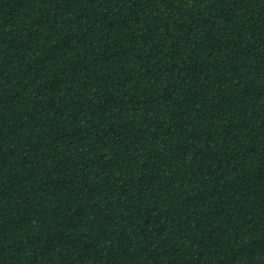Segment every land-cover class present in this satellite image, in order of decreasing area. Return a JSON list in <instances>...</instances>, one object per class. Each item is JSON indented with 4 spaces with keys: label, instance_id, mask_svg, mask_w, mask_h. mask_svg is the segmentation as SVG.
Segmentation results:
<instances>
[{
    "label": "trees",
    "instance_id": "1",
    "mask_svg": "<svg viewBox=\"0 0 264 264\" xmlns=\"http://www.w3.org/2000/svg\"><path fill=\"white\" fill-rule=\"evenodd\" d=\"M0 264H264V0H0Z\"/></svg>",
    "mask_w": 264,
    "mask_h": 264
}]
</instances>
